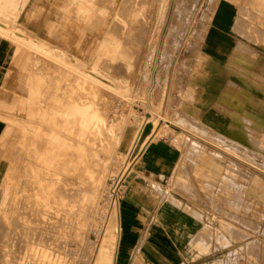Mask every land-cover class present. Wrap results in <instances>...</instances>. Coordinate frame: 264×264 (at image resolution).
Returning <instances> with one entry per match:
<instances>
[{"label": "rangeland", "instance_id": "rangeland-1", "mask_svg": "<svg viewBox=\"0 0 264 264\" xmlns=\"http://www.w3.org/2000/svg\"><path fill=\"white\" fill-rule=\"evenodd\" d=\"M130 1L16 0L15 6L0 8V36L15 46L7 57L0 95V120L5 125L0 135V193L6 188L8 197L0 201V264H93L96 247L133 175L132 166L119 182L114 180L137 124L149 116L146 123L153 128L163 114L185 127L175 105L180 104L186 84L196 80L206 65L201 47L209 22L217 21L218 29L232 28L256 40L264 31L261 0H165L162 14L158 0ZM31 2L36 6L31 7ZM223 2L228 9L217 11ZM129 3L140 8H131ZM125 4L135 11L129 12ZM112 42L117 46L108 51ZM85 44L94 47L97 58L76 55ZM52 56L75 65L82 58L83 73L99 82L89 84L76 74L81 82L79 92L85 96L81 100L87 102L89 114L97 115L91 122L98 134L95 145L111 160L90 202L81 201L89 183L73 155L65 151L53 155L50 150L51 97L61 93L72 78L59 66L52 67ZM148 84L152 85L149 97ZM56 124L62 129L61 121ZM168 126H162L157 135ZM137 152L135 147L132 156ZM50 206L52 211H67L63 228L50 227ZM225 216L226 223L220 222L221 228L215 229L216 238L220 236V244H226L222 234L227 233L233 243H246V255H233L216 264L264 263V238L252 233L258 227ZM230 224L242 234L229 232ZM210 231L205 228L208 244Z\"/></svg>", "mask_w": 264, "mask_h": 264}, {"label": "crops", "instance_id": "crops-1", "mask_svg": "<svg viewBox=\"0 0 264 264\" xmlns=\"http://www.w3.org/2000/svg\"><path fill=\"white\" fill-rule=\"evenodd\" d=\"M15 1L0 0V8ZM222 4L217 11L227 8ZM216 24L209 22L204 35V69L175 105L185 127L152 136L146 123L135 143L139 164L118 204L112 264H216L245 256L246 243L227 233L226 244L216 238L225 214L253 223L252 233L264 238V31L256 40ZM14 48L0 36V95ZM4 127L0 120V135ZM228 231L242 234L232 224Z\"/></svg>", "mask_w": 264, "mask_h": 264}, {"label": "bare ground", "instance_id": "bare-ground-1", "mask_svg": "<svg viewBox=\"0 0 264 264\" xmlns=\"http://www.w3.org/2000/svg\"><path fill=\"white\" fill-rule=\"evenodd\" d=\"M135 1L132 0L130 2L135 3ZM142 2H143V0H142ZM158 2H160L159 12L162 14L166 8V5H165L166 1L165 0H158L156 3H158ZM131 3H129V6L132 5ZM149 3H151V2H149ZM121 4H123V2L120 3V5ZM136 5H135V8L138 7ZM150 5H152V4H150ZM222 5L223 4H221V6ZM8 6L13 7L15 5L9 4V5H7V7ZM30 6L34 7V6H36V4L31 2ZM125 7H126V4H125ZM150 7L151 6H149L148 8L150 9ZM126 8H129V7H126ZM131 8H134V7L131 6ZM131 8H129V10H130L129 12H131V10L135 11L134 10L135 8L134 9H131ZM139 8L140 7H138V9ZM154 9H155V7H154ZM115 10H116V8H115ZM147 11L149 12V10H147ZM145 13H146V11H145ZM146 14L148 15V13H146ZM153 14L156 15V13H153ZM149 15H151V14H149ZM133 19L136 20V17H134ZM135 20H134V22H135ZM149 21H150V19H149ZM136 22H138V21H136ZM147 23H149V22H147ZM85 38L87 39L88 35H86ZM21 39H24V38L21 37ZM104 43L105 42L103 41L102 43H100V45L104 46ZM31 44H34V43L31 42ZM34 45H37V44H34ZM110 45L112 47H110V49H108V51L114 50V48L117 46L116 43H114V42H112ZM110 45H107V47H109ZM205 46L208 47L207 42H206ZM82 47L83 48L78 47L79 50L76 52V55L80 54V53H86V54H91L90 56H92L94 54L92 58H97V56H98L97 51L96 52L93 51L94 50L93 46L85 44ZM82 50H84V52ZM78 57H79V55H78ZM52 58L55 62V65L53 64L54 62L51 63V65L53 64L52 67L53 66H55V67L59 66L60 69L62 68L64 70H66L69 74H71L72 78L69 77L70 79H68L69 80L68 83H66V84H65V82L63 83V84H65V86L62 87L61 93H58L59 92L58 91L56 93H53L52 97H51L52 99H51V103H50V150H52L53 155H55L58 151H65L66 154L73 155V160L76 161L79 168H81L82 171L86 174L85 178L88 180V183H89V190L85 191L83 193V195L81 197V201L90 202V201H92L97 190L100 188L104 173L111 166V160H110V156H106V154H104L103 152H100V149H98L95 145V142H96L95 140H96L98 134H97V131L95 129V126H93L91 124V122H92V118H96L97 115L95 112H93L92 114H89L88 113V106L86 105L87 102L86 101L84 102L83 100H81V98L85 97V96L81 95L79 92V89L81 88V86H80L81 82L78 81V79H76L79 77V76L77 77L76 74L82 76L83 81H88L89 84L90 83L98 84L99 82L97 79L93 78L89 74L83 73V71L80 67L81 65H84L82 58H80L81 63H79L77 65L71 64L67 60H64V59L57 57V56H52ZM52 67H51V69L53 70L54 67L53 68ZM92 68L95 69V66L93 65ZM56 70H57V68H56ZM57 71H55V69H54V72H57ZM57 76H55V79H57L56 78ZM152 79H153V75H152V71H151L149 73V83ZM64 80H66V78H64ZM71 80H75L74 83H71L72 82ZM63 84H62V86H63ZM151 86H152L151 84H148V87L146 88L147 97H149ZM162 115L159 114V118L155 121L152 136L156 135L161 130L162 126H168V125L175 126V124L172 123L171 120H169L168 118L167 119L163 118L164 116H162ZM178 118H179L178 119L179 122L183 124L184 119L182 117H178ZM149 120H150V117L145 116L137 124V127L134 129V132L131 136L132 141H131V145L129 147V151L133 148L134 144L136 143L143 126ZM60 121L62 124V129L60 128V125L56 124V122H60ZM118 141H119V137H118V140L116 142L118 143ZM129 151H128V153H129ZM99 153L101 154L100 159H99V155H98ZM128 153L126 154V157H127ZM54 174H56V173H54ZM5 189L1 190V193H0L1 203L4 199L8 198L7 194L5 192ZM62 197H64V196L62 195ZM63 205H65L67 208L66 204L63 203ZM68 206L73 207L74 205L71 204ZM52 209H53V206H50V227L63 228V226L67 223L65 219L68 218V216H69L67 211H60L59 212V209H57L56 211H52ZM80 212H82L81 208L78 209L79 216H80ZM117 216H118V208L116 206V208L114 209V212L112 214V218L107 223L104 235L101 238V241L98 244V246L96 247V250L94 252L95 256H94L93 264H112L113 256H114V250H115L117 238L119 235V223H118ZM30 245H32V244H30ZM27 254H28V251H27ZM50 262H52V260ZM52 264H54V262H52ZM55 264H57V263H55Z\"/></svg>", "mask_w": 264, "mask_h": 264}, {"label": "built area", "instance_id": "built-area-1", "mask_svg": "<svg viewBox=\"0 0 264 264\" xmlns=\"http://www.w3.org/2000/svg\"><path fill=\"white\" fill-rule=\"evenodd\" d=\"M134 149H135V144H134L133 148L129 151V153H128V155H127V157H126L124 163L122 164V166H121V168H120V170H119V172H118L119 174H117V175L115 176V178H116V179L114 178L115 181H118V182H119V180H120L125 174H127V173L130 171V169L132 168L133 163H134V160H135V158H136V156H137V154H138V152H137V153H135L134 156H132L133 153H134ZM118 197H119V196H118ZM118 197L116 198L117 200H118Z\"/></svg>", "mask_w": 264, "mask_h": 264}]
</instances>
